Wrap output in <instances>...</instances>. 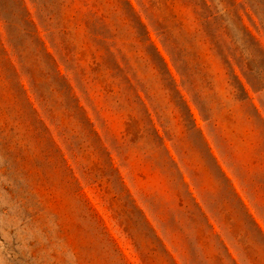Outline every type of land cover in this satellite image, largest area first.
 <instances>
[{"label":"rangeland","instance_id":"374dc122","mask_svg":"<svg viewBox=\"0 0 264 264\" xmlns=\"http://www.w3.org/2000/svg\"><path fill=\"white\" fill-rule=\"evenodd\" d=\"M1 2L0 264H264V0Z\"/></svg>","mask_w":264,"mask_h":264},{"label":"crops","instance_id":"0c3cea01","mask_svg":"<svg viewBox=\"0 0 264 264\" xmlns=\"http://www.w3.org/2000/svg\"><path fill=\"white\" fill-rule=\"evenodd\" d=\"M230 114H231V110L229 109V111H228V115H227V116L233 118V115H230ZM227 121H228V120H227ZM226 124H227L226 121H223V122H221V124H220L221 134H222V135H225V134H226V131H227V130L229 129V127H230V126H228V125H226ZM230 135H233V133L230 132L229 137L226 139V141L228 142V144H229L230 146H234L233 140H232V138H230ZM219 167H220V166H219ZM220 168L223 169L222 166H221ZM231 188H232L233 191L235 192V195H237V196L239 197V200H240V202L243 204V206L246 207V206L249 204V202H248L247 200H243V198L240 197L242 194H241L240 191H239V190H240L239 186L234 185V186H232Z\"/></svg>","mask_w":264,"mask_h":264},{"label":"trees","instance_id":"16d2710c","mask_svg":"<svg viewBox=\"0 0 264 264\" xmlns=\"http://www.w3.org/2000/svg\"><path fill=\"white\" fill-rule=\"evenodd\" d=\"M46 1H49L50 2V5H53V3L55 4V0H43V2H46ZM1 3H2L1 5L3 6L2 8H4V9H6L7 5L9 6V5L12 4V5L16 6V8L19 10V12H21V10H23V2H22V0H2ZM42 8L45 9L44 6H42ZM18 14L19 13H13V15H16L15 17L18 18V20H20L22 23L28 22L26 16L25 17H22L21 14H19V15Z\"/></svg>","mask_w":264,"mask_h":264}]
</instances>
